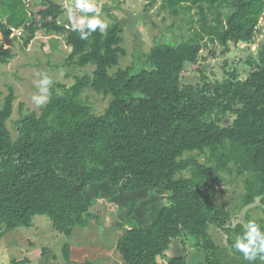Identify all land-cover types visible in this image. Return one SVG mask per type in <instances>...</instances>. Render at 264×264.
<instances>
[{"label": "trees", "instance_id": "obj_1", "mask_svg": "<svg viewBox=\"0 0 264 264\" xmlns=\"http://www.w3.org/2000/svg\"><path fill=\"white\" fill-rule=\"evenodd\" d=\"M28 1L0 0V66L17 57L4 48L2 36L21 38L28 47L43 30L49 37L63 36L71 48L64 66L95 70L93 78L54 84L40 114H24L22 106L15 139L8 128L15 89L10 86L6 96L0 91L1 237L30 229L37 216H46L63 237L64 264H99L71 258L75 231L93 221L107 231L104 220L111 216L118 226L130 210L123 195L149 189L163 194L167 204L150 226L119 237L116 249L125 264H190L188 245L204 256L201 264H264L232 249L244 224L233 226L232 210L218 201L235 177L244 188L241 208L259 201L264 210V45L245 61L250 68L245 77L235 68L211 79L200 64L210 45L224 48L225 55L231 45L255 44L264 0H162L161 9L176 17L197 8L199 29L188 39L165 36L143 63L114 74L110 70L127 55L123 22L115 19L106 33L80 40L58 24L65 13L60 4L40 0L44 9L35 20ZM150 1L145 12L158 2ZM194 22L191 16V30ZM11 28L22 29L23 37H11ZM196 72L200 79L187 82ZM87 89L111 98L102 115L83 98ZM212 227L225 234V243H218ZM176 240L185 254L162 263ZM49 252L43 249L44 256ZM28 263L26 258L4 264Z\"/></svg>", "mask_w": 264, "mask_h": 264}, {"label": "rangeland", "instance_id": "obj_2", "mask_svg": "<svg viewBox=\"0 0 264 264\" xmlns=\"http://www.w3.org/2000/svg\"><path fill=\"white\" fill-rule=\"evenodd\" d=\"M54 1L62 7L65 3V0ZM150 2V0H97V3L101 6L103 18L108 24L117 19L123 22L125 26L123 47L126 49L127 55L121 59L117 67L110 70L111 74L116 73L119 69L143 63L144 56L150 52L156 43L164 40L165 36L176 33L178 40L188 39L192 38L195 30L199 29L200 23L197 20L200 17L197 8H194L190 14L182 12L176 17L170 10L161 9L162 0H158L157 4L150 7V11L145 12V7ZM27 4L33 19L40 20L37 14L44 9L40 0H29ZM207 13L209 19H211V12L207 10ZM191 16H193L195 21L192 24V30L190 29ZM40 22L37 21L36 26H40ZM68 23L65 11L59 17L58 24L65 27ZM260 28L262 30L261 35L258 36L255 44H240L237 47L231 45L230 52L225 55L222 54L224 48L218 45H210L208 48H205L202 53L204 59L200 63L201 69L211 79H222L224 73L233 71L235 68L243 74V77L247 76L250 68L245 64V61L252 55L256 56L258 50L264 45V17ZM19 31H22V29L13 32L11 37L19 35ZM36 36L35 43H31L28 47L25 46L24 40L19 38L23 37L22 35L18 37L19 40L13 39L9 43H4L5 49L12 48L17 53V57L9 65L0 66V91L6 96L9 94V87L11 86L15 89L17 96V100L14 103L15 111L13 117L8 122V128L14 139L18 136L17 122L22 117L20 112L21 107L24 106V114L27 112L40 114L41 112L42 108H37L31 101V96L38 91L35 85L37 73L49 75L54 82L53 85L58 82L72 85L75 82L76 76L89 75L91 78L94 76V65H90L84 69L67 68L64 66L71 48L66 45L63 36L49 37L43 30H39ZM1 39V43L5 41L4 37ZM213 51H215V55H211ZM67 74H70V77L66 76ZM200 77L201 74L196 72L186 80L190 82L200 79ZM83 98L92 103L97 109L98 113L95 112L97 115H102L111 101V98H109V101L104 100L102 96L88 89ZM148 191L149 189H144L123 195L124 200L128 204L130 203L131 213L129 212L125 216L126 219L124 217L118 226L114 221L116 217L113 218L111 216L107 220H104L105 225L110 227L107 231L101 232L104 228L101 229L95 221L96 223H92L88 231L76 234L74 239L71 238L72 245L73 243L76 244L73 248L74 250H72L71 258L73 260L75 258L79 259V257L85 255L84 261L93 260L99 264H125L116 251V243L122 231L125 232V230H129L131 227H135L136 223L139 225L142 223V227L149 224L150 222L144 217L145 212L149 207L157 206V202L159 206L161 203L159 201L161 197L157 193L158 190L148 196L140 195V193ZM243 193V184L233 177L232 183L223 186L219 196L218 201L227 205L233 212V226L239 223L245 224L249 220H255L258 224L264 225V210L261 209L259 201L249 208H241V195ZM152 198L154 200L151 201L150 199ZM141 213L143 214L142 217H140ZM156 213L157 209L149 215L148 219L150 221L153 220ZM210 232L215 236L219 244L225 243L226 236L221 231L212 227ZM181 243V240H176L166 252L165 258L161 259V262L167 263L169 259L183 256L184 249ZM62 245L63 237L53 230L50 219L46 216H37L34 219L32 228L18 229L6 233L2 237L0 235V264L26 258L30 259V263L28 264H64L62 252H60ZM44 248L50 250L46 256L43 255ZM188 249L190 251V264H201L204 261V256H196L192 253V245H188Z\"/></svg>", "mask_w": 264, "mask_h": 264}, {"label": "clouds", "instance_id": "obj_3", "mask_svg": "<svg viewBox=\"0 0 264 264\" xmlns=\"http://www.w3.org/2000/svg\"><path fill=\"white\" fill-rule=\"evenodd\" d=\"M63 7L69 21L65 27L77 32L80 40H88L97 31L106 33L108 22L103 18L97 0H65ZM53 83L46 73H37L35 85L38 91L31 96V101L37 108L49 103ZM231 247L249 262L258 258L264 260V227L255 220H249L243 225V233L235 237Z\"/></svg>", "mask_w": 264, "mask_h": 264}, {"label": "crops", "instance_id": "obj_4", "mask_svg": "<svg viewBox=\"0 0 264 264\" xmlns=\"http://www.w3.org/2000/svg\"><path fill=\"white\" fill-rule=\"evenodd\" d=\"M151 194H153V193H150L149 191L146 192V193H143V194L140 193V195H146V196L151 195ZM125 195H126V194H125ZM140 195H138V196H140ZM158 195L161 197V198L159 199V201L161 202V203H160V206H161V207L159 206V204H158L157 201H156V202H157V203H156L157 206H151V207H149V209L145 212V216H144V217H145L150 223L147 224V225H145V226H143V227H148V226H150V225L153 223V221L156 219V217L158 216V214L161 212V210H162V209L165 207V205L167 204V203H165V201H163V199H164L165 196H164L163 194H161L160 192H158ZM138 196H137V197H138ZM150 200L152 201V200H154V199L152 198V199H150ZM129 204H130V203H129ZM153 207H155V208H153ZM156 209H157V213H156L155 217L153 218V220L150 221V220L148 219V218H149V215H151V213H152L153 211L155 212ZM129 212L131 213V207H130V211H129ZM128 214H129V213H128ZM126 216H127V215H126ZM142 216H143V214L141 213V216H140V217H142ZM128 218H129V217H128ZM125 219H126V217H125ZM144 221H146V220H144ZM144 221H143V222H144ZM141 222H142V221H141ZM92 223H96V222L93 221ZM92 223H91V225H92ZM123 224H124V223H123ZM141 224H142V223H141ZM141 224L139 225V224L136 223V226H135V227H131L130 229H132V228L142 227ZM91 225H90V226H91ZM90 226H89V227H90ZM91 229H92V227H91ZM127 230H128V229H127ZM83 231L86 232V231H88V229H86V230H83V229L80 230V229H79V230L75 231V233H74L72 239H74V236H75L76 234H82ZM125 231H126V230H125ZM123 233H124V232L122 231V234H121V235H123ZM121 235H120V236H121ZM75 245H76V244L73 243V245H72V250H74L73 248H74ZM116 251H117V249H116ZM117 252H118V251H117ZM72 253H73V252H72ZM118 254L120 255L119 252H118ZM184 254H185V252H184ZM84 256H85V255L79 257V259H76V258H75L74 260H75V261H81V260L84 261ZM120 256H121V255H120ZM121 259H122V257H121ZM83 261H82V262H83Z\"/></svg>", "mask_w": 264, "mask_h": 264}, {"label": "built area", "instance_id": "obj_5", "mask_svg": "<svg viewBox=\"0 0 264 264\" xmlns=\"http://www.w3.org/2000/svg\"><path fill=\"white\" fill-rule=\"evenodd\" d=\"M13 32L15 31H18L19 29H15V28H11ZM69 29V28H68ZM22 35V31H19V35L18 36H21ZM3 37V36H2Z\"/></svg>", "mask_w": 264, "mask_h": 264}, {"label": "water", "instance_id": "obj_6", "mask_svg": "<svg viewBox=\"0 0 264 264\" xmlns=\"http://www.w3.org/2000/svg\"><path fill=\"white\" fill-rule=\"evenodd\" d=\"M5 41H6L7 43H9V41H11V40H9V35H6V36H5Z\"/></svg>", "mask_w": 264, "mask_h": 264}]
</instances>
